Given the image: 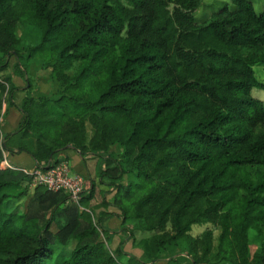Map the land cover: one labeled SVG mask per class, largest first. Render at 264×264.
<instances>
[{"label":"trees","instance_id":"1","mask_svg":"<svg viewBox=\"0 0 264 264\" xmlns=\"http://www.w3.org/2000/svg\"><path fill=\"white\" fill-rule=\"evenodd\" d=\"M203 3L0 0V115L5 102L21 115L0 133V161L6 151L57 163L69 148L102 158L114 195L101 204L141 251L111 252L109 233L65 193L30 194V176L0 169V264H156L167 249L191 264H264V105L251 96L264 92L253 70L264 65V11L229 0L197 22ZM11 59L20 77L39 62L53 90L16 104L2 75ZM20 200L22 213L11 208ZM206 224L216 237L190 235Z\"/></svg>","mask_w":264,"mask_h":264},{"label":"rangeland","instance_id":"2","mask_svg":"<svg viewBox=\"0 0 264 264\" xmlns=\"http://www.w3.org/2000/svg\"><path fill=\"white\" fill-rule=\"evenodd\" d=\"M250 1L252 2L253 6L257 12L264 11V0H250ZM223 5H227L228 7L231 8V5L229 4V0H204L202 7L195 14L196 21L197 22H204V21L208 20V18L211 16V14L214 13L216 10L220 9ZM20 34H21V31L18 32V35H20ZM21 60H22L21 63L25 64L24 58ZM21 63H19V64L22 66ZM14 65H15V60L11 59L9 61V66H8L7 70L2 75L4 77L10 76L12 84L17 88V91L15 92L16 94L14 97V102L16 104L19 105L24 96H27V95H29V96L48 95L53 90L52 81H51V78L49 76V71L42 68V66L39 62L29 61L27 63V66H28L27 72L24 73L23 77H20L13 70ZM253 70L255 72L256 79L260 82H264V65L263 64H257L253 67ZM29 84L31 85V88L29 90H27ZM251 96L253 98H255L256 100L261 101L264 105V92L262 90H259L257 88H253L251 91ZM7 106L11 108L10 113L14 114V115H9V113H5V112L1 113V115H0V119L2 120L1 121L2 125L0 126V133L1 134L3 133V130L1 129V127L4 125L3 122L6 121L7 119L10 120L8 117L11 118V116H12L11 121H13V124L16 121V118H19V117L21 118V115L18 116L19 112L14 106L13 107L15 109L12 108V106H9L8 102H5V107H7ZM87 130L89 131V127H87ZM3 136H4V134H3ZM65 151H67V150H65ZM69 153H72V150H69ZM116 153H117L116 150L114 152H112V156L115 157ZM26 156H28V155H26ZM22 158L26 159L25 156H23ZM88 162L89 163H87V164L90 166V168H89L90 179L88 178L89 181L91 182V180H92L94 182L95 187L100 184V181H103L105 185H103L104 187L102 190H100L98 188L99 190H98V194L96 195L95 206L91 208L89 205L88 209H87V206H85V208L88 210V212L91 213L93 220H94V223L99 228V230L102 232L105 231V234H106V232L109 233L110 241H108V249L111 252H113L114 249L119 246V247H121L122 252L127 254L128 256L140 258L141 251L134 248V246H132V244H131L132 241L129 238V235L125 231L122 230L121 216H120L119 211L112 206L106 207L105 205L101 204L102 201H104V202L108 203L109 205H111L113 195H114V193L111 192V187L108 186V184L110 183L109 180L106 177L100 176V173L105 168V164H104L102 158H94L93 160L88 161ZM12 164H14L16 167H20V166H17L15 163H12ZM73 164H74V160H73ZM22 168L29 169V168H25V167H22ZM92 168H95V170H93ZM71 174H74V172L72 171ZM32 190H33V188L30 187V189H29L30 194H31ZM99 191H101V192H99ZM103 193H105V194H103ZM23 204H24L23 200H20V202H18L16 204L13 203L11 208L17 209V211L19 213H22V211L24 209ZM67 205L75 206L71 202H67L66 206ZM81 207L83 210H86V209H84L83 206H81ZM64 208L65 207H63V209ZM80 211H82V210H80ZM62 212H63V210H62ZM55 217H56L57 221H59V222H63L65 220V216L63 215V213H61V211L56 213ZM207 229H211L213 231L214 237H216L218 235V231L216 229H214V227L212 225H209V224L192 226L191 231H190V235L192 237H196ZM57 230H58V227L53 225V227H52L53 233L56 232ZM100 237H101L100 239L103 242H105V239H104L102 234ZM136 237L140 238L139 235H137ZM105 238H106V236H105ZM72 246H73V244L70 245L71 249H72ZM253 251H254V246H251L250 252L253 253ZM119 263L125 264L126 259H122ZM156 264H191V260L188 256H186L185 253L181 252L180 249H167L163 253L161 261L157 262Z\"/></svg>","mask_w":264,"mask_h":264},{"label":"built area","instance_id":"3","mask_svg":"<svg viewBox=\"0 0 264 264\" xmlns=\"http://www.w3.org/2000/svg\"><path fill=\"white\" fill-rule=\"evenodd\" d=\"M0 119V125H1ZM0 161V169L21 171L31 177V187L41 186L50 192H63L68 197V202L77 206L80 210L81 199L89 188L88 181L78 174H71L67 161L49 163L41 166L34 165L32 168L24 169L16 167L10 162V154L3 152Z\"/></svg>","mask_w":264,"mask_h":264},{"label":"crops","instance_id":"4","mask_svg":"<svg viewBox=\"0 0 264 264\" xmlns=\"http://www.w3.org/2000/svg\"><path fill=\"white\" fill-rule=\"evenodd\" d=\"M14 108V107H12ZM10 107H5V104L3 105V109H2V113L5 112V113H9V115H14V114H11L10 113ZM15 109V108H14ZM19 114V113H18ZM20 116V114L18 115ZM10 120H6L3 122V126L1 127V129L3 130V133L1 135H6V134H9V133H12L18 126V123L20 121V117L19 118H16V121L14 122L13 124V121L12 120V116L11 118L8 117ZM2 125V124H1ZM0 125V126H1ZM69 150H72V153H69ZM23 156L26 157V159L22 158ZM29 157L26 156V154H19V155H11L10 156V162L12 163H15L17 166H20V167H25V168H32L34 166V162L32 161V159H28ZM57 159H66L67 162H68V165L70 167V171L74 172V174H78V175H81L82 177H84L88 183H89V188L88 190L84 193L83 197L85 196H88L90 194V192H92V198L91 200L87 203V209H88V206L90 205V207H94L95 204H96V195L98 194V190H102L103 189V184H99L98 186H94V182L91 180V182L89 181L90 179V171H89V168L90 166L87 164L89 163L88 161H91L93 160L95 157H92V156H85V157H80V155L77 153L76 150H74L73 148H69L67 149V151H64V152H61L59 153L57 156H56ZM73 160H74V164H73ZM76 161V162H75ZM93 170H95V168H92ZM92 177V176H91ZM89 178V179H88ZM102 187V188H101ZM99 188V189H98ZM101 192V191H99ZM105 194V193H103ZM86 209V208H84ZM86 209V211H88Z\"/></svg>","mask_w":264,"mask_h":264}]
</instances>
